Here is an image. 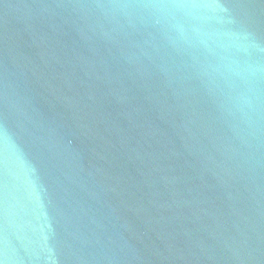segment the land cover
Returning a JSON list of instances; mask_svg holds the SVG:
<instances>
[{
	"label": "water",
	"instance_id": "95a60500",
	"mask_svg": "<svg viewBox=\"0 0 264 264\" xmlns=\"http://www.w3.org/2000/svg\"><path fill=\"white\" fill-rule=\"evenodd\" d=\"M0 264H264V0H0Z\"/></svg>",
	"mask_w": 264,
	"mask_h": 264
}]
</instances>
